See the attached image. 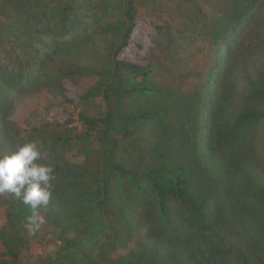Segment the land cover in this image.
<instances>
[{
    "label": "trees",
    "instance_id": "obj_1",
    "mask_svg": "<svg viewBox=\"0 0 264 264\" xmlns=\"http://www.w3.org/2000/svg\"><path fill=\"white\" fill-rule=\"evenodd\" d=\"M207 1L179 2L194 37L223 48L203 87L185 93L153 77L158 40L132 42L135 0L121 1L113 24L82 11L80 0H0V154L43 137L53 156L37 162L55 175L48 205L35 214L0 194V245L14 261L28 244L29 218L35 228L42 213L52 233L82 236L64 240L51 264H264V64L240 95L225 80L264 0H220L210 16L200 4ZM93 77L80 96L83 134L66 120L22 138L8 119L41 87L66 99L64 81ZM74 149L85 152L82 162L67 159ZM109 223L139 251L95 253Z\"/></svg>",
    "mask_w": 264,
    "mask_h": 264
},
{
    "label": "rangeland",
    "instance_id": "obj_2",
    "mask_svg": "<svg viewBox=\"0 0 264 264\" xmlns=\"http://www.w3.org/2000/svg\"><path fill=\"white\" fill-rule=\"evenodd\" d=\"M122 0H80L81 10L96 15H105L106 21L113 24L118 14ZM136 17L132 42L158 40L154 49L151 68L153 77L179 85L185 93L200 90L204 84L205 74L215 62V55L223 50L216 47L204 37H194L186 26V19L180 15L182 6L180 0H135ZM220 0H208L200 4L203 12L210 16L214 6ZM257 11V10H256ZM255 23L247 29L244 37L237 41L235 49L228 60L225 74L226 83L240 95L253 81L257 68L264 64V4L256 14ZM131 42V44H132ZM144 62V61H143ZM137 80H141L139 76ZM96 77L86 78L77 84L64 81L66 99L60 95H53L45 87L36 93L28 95L24 101L12 109L8 119L15 123L22 138L36 135L38 130L50 131L53 123L71 120L72 134H83L85 127L80 118V96L94 86ZM89 146L94 156L100 152V145L93 137L89 139ZM41 156L50 159L53 154L48 150L49 140L43 142L40 137L36 142ZM67 159L80 163L85 152L74 149L66 153ZM3 206L0 212V227L4 223ZM34 231L28 232L29 241L26 247L19 250L17 260H13L0 245V264H51L52 258L59 254L64 247V240L82 237L80 233L69 232L60 236L52 233L47 227L44 215L37 216ZM119 230L116 223L104 224L93 240L95 253L111 258L126 256L129 252L139 251L135 241L122 244L115 232ZM264 241V232L261 233ZM135 240V239H134ZM91 243V242H89Z\"/></svg>",
    "mask_w": 264,
    "mask_h": 264
},
{
    "label": "clouds",
    "instance_id": "obj_3",
    "mask_svg": "<svg viewBox=\"0 0 264 264\" xmlns=\"http://www.w3.org/2000/svg\"><path fill=\"white\" fill-rule=\"evenodd\" d=\"M40 149L34 142H27L7 154H0V194L10 193L21 199L34 212L48 205L51 198V181L55 179L50 164L38 163ZM35 220L29 218L28 227L34 231Z\"/></svg>",
    "mask_w": 264,
    "mask_h": 264
}]
</instances>
